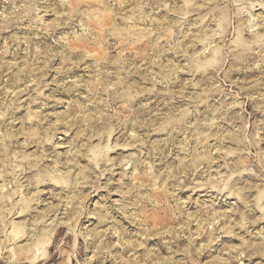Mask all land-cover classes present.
I'll use <instances>...</instances> for the list:
<instances>
[{
  "label": "rangeland",
  "instance_id": "1",
  "mask_svg": "<svg viewBox=\"0 0 264 264\" xmlns=\"http://www.w3.org/2000/svg\"><path fill=\"white\" fill-rule=\"evenodd\" d=\"M0 264H264V0H0Z\"/></svg>",
  "mask_w": 264,
  "mask_h": 264
}]
</instances>
